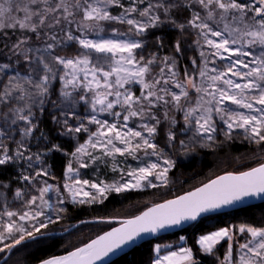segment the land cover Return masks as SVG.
I'll return each instance as SVG.
<instances>
[{
  "label": "snow or ice",
  "instance_id": "obj_1",
  "mask_svg": "<svg viewBox=\"0 0 264 264\" xmlns=\"http://www.w3.org/2000/svg\"><path fill=\"white\" fill-rule=\"evenodd\" d=\"M165 26L195 36L197 55L182 69L179 39L171 55L160 56L164 42L157 36V51L145 54L148 36ZM0 41V170H16L0 179V253L45 235L68 204L167 187L174 157L210 146L218 134L232 139L239 132L264 149V0H0ZM66 47L75 54L60 55ZM49 105L58 135L76 142L71 152L56 143L31 149V139L48 140L35 132L37 114ZM57 152L69 157L62 184L49 182L57 178L45 163ZM129 157L136 166L126 163ZM109 162L118 178L83 177L81 170ZM262 196L264 162L155 204L39 264H97L142 234ZM194 245L163 255L157 245L151 264H202L201 257L264 264V224L226 225L199 235Z\"/></svg>",
  "mask_w": 264,
  "mask_h": 264
},
{
  "label": "trees",
  "instance_id": "obj_2",
  "mask_svg": "<svg viewBox=\"0 0 264 264\" xmlns=\"http://www.w3.org/2000/svg\"><path fill=\"white\" fill-rule=\"evenodd\" d=\"M162 37L164 47L160 51L168 52L177 39V30L171 27H162L152 31L150 40L153 46L155 38ZM15 39V37H13ZM3 41H0V48ZM58 51H65L64 48ZM3 60V55H0ZM177 166L170 173L171 183L167 187H158L150 190L127 191L122 193H109L107 199L95 204L68 205V211L58 223L50 225L45 232L57 231L59 228H67L70 224L83 219H107L128 217L142 210L152 202H158L166 198L177 196L214 176L226 171H239L264 162V149L252 144L247 147L245 143H233L218 145L199 153H188L186 156H177ZM51 160L61 170L66 158L62 153H52ZM6 172V171H5ZM250 223L264 224V202L244 207L230 212L206 216L183 230L159 236L145 241L126 254L118 257L109 264H151L156 255L157 245L161 248V255L169 250H176L181 244L194 247L196 238L212 230L230 224ZM113 223H89L81 224L70 232L60 236H48L23 244L11 253L17 255L19 264H34L52 255L64 253L87 242L97 234L112 227ZM183 236L185 239L180 240ZM168 246H171L169 248ZM223 251V248H221ZM4 253H0V258ZM202 264H213L212 257H201Z\"/></svg>",
  "mask_w": 264,
  "mask_h": 264
},
{
  "label": "rangeland",
  "instance_id": "obj_3",
  "mask_svg": "<svg viewBox=\"0 0 264 264\" xmlns=\"http://www.w3.org/2000/svg\"><path fill=\"white\" fill-rule=\"evenodd\" d=\"M187 15H188V13L184 12L182 16L178 17V19L182 21L183 18L186 17ZM116 27H121V26L116 25ZM165 27H168V26H165ZM151 34H152V32H151ZM149 36H148V40H147V47L145 49V54H147L149 52L157 51V46H153L151 44V43H153V41L150 40ZM177 39L181 40L182 47L184 49L183 55L179 57L180 67L182 69L184 65H189V63H190L189 57H193V56L197 55V52L195 51V47H194V45H192V41L195 39V36L191 35V34H187V33L184 35H181L177 31ZM173 45L171 48H169L168 52H163V51H160V49H159V55L160 56H163L166 54L171 55L173 53ZM64 50L65 51H58L59 54L65 55V56H72L75 54V49L73 47H66V48H64ZM54 87L56 89H59V87H60L59 83H55ZM54 98L55 97H53V99ZM80 111H82L84 115L88 114L83 108H81ZM53 114H54V110L51 108L50 105L47 106V110L42 115H40L39 113L37 114L38 120H39V127L35 132V136L39 137L40 133L43 132L48 137V140L44 141V140L31 139L29 141V143H30V146H31V149L33 152L37 151L38 149H43L45 144H50V143L61 144L62 147L67 152H71L74 149L75 143H76L74 140H70L65 136L58 135V133L61 131V129H60V126L58 124L53 122V120H52ZM181 123H182V119H181ZM18 138L19 137L17 136V139ZM158 139L160 140L161 145H163V128L161 129L160 136L158 137ZM81 140H83V137H81ZM233 143H238V144L245 143V145H247V147H251L252 144H254V143H250L249 141L245 140L243 138V135L239 132L233 133L232 139H226L223 136V134H218L216 141L212 142L210 144V146H208V147L196 146L194 150L190 151V153H192V154L193 153H199L200 155H202L203 151L208 150L210 148L211 149L216 148L219 144L225 145V144H233ZM13 147H14V145H13ZM51 154L52 153L47 154V156L45 157V163L50 166V171L52 172V174L57 179L56 180H49V182L50 183L59 182L62 184V182H63L62 172H63L64 167L61 168V170H59L56 167V164L53 163V161L51 160ZM64 157L66 158V161H65V164H66L69 157L66 155H64ZM176 157L177 156H175L174 158L176 159ZM117 159L122 160L123 158L117 157ZM126 163L130 164L132 166H136V164H137V162L133 161L130 157L127 159ZM95 169H98V171H96ZM81 171H82L83 177L86 179H90V180L100 179V180H104L107 183V182H111L114 178H118V174L113 173L111 171L110 162L107 166H105L104 164H97V165H93L92 167H90L88 169H84ZM15 174H16V170L13 168H8L7 170H0V179L8 180L12 176H14ZM17 186H18V182L13 180L12 181V188L14 189ZM147 189L150 190L153 188H142L139 190H131V191H142V190H147ZM125 192H127V191H125ZM110 193H116V192H110ZM8 199H9V201H12L11 194H9ZM13 204H14V206H18L17 202H13ZM68 205H70V204H68ZM68 205H66V207ZM63 229L64 228H61V229L59 228L57 231L63 230ZM17 258H18L17 255L10 254L7 257V259L1 264H19L18 260H16Z\"/></svg>",
  "mask_w": 264,
  "mask_h": 264
},
{
  "label": "water",
  "instance_id": "obj_4",
  "mask_svg": "<svg viewBox=\"0 0 264 264\" xmlns=\"http://www.w3.org/2000/svg\"><path fill=\"white\" fill-rule=\"evenodd\" d=\"M255 166H258V164L254 165L252 167H255ZM249 168H251V167H249ZM249 168L244 169V170H239V171H226V172H223V173H220V174L214 176L211 179H215L217 176L224 175L227 172L237 173V172H240V171H246ZM211 179H209V180L201 183L200 185H198V186H196V187H194L192 189H189V190H187V191H185V192H183V193H181L179 195H183L184 193L189 192V191H192V190H194L197 187H201L203 184L209 182ZM179 195H177V196H179ZM175 197L176 196L170 197V198H166V199H163V200L158 201V202H152V203L148 204L146 207H144L142 210H140V211L136 212L135 214H133L131 216H128V217L107 218V219L95 218V219H83V220H79L77 222H74V223L70 224L67 228H65L63 230L45 232L46 233L45 235L39 236L35 240L41 239V238H44V237H48V236H60V235L66 234V233L70 232L71 230H73L74 228H76L77 226H79L81 224L100 223V222L101 223H113L114 224L109 229H107L105 231H102L101 233L97 234L96 236H94L93 238H91L90 240H88L87 242H84L83 244L77 246V247H82L84 244H86V243L90 242L91 240L95 239L97 236L102 235L104 232L110 231L112 228H115V227H120L121 226V221L126 220V219L134 218L135 216L140 215L142 212L146 211L148 208L154 206L155 204L163 203L164 201L169 200V199H174ZM263 202H264V196H262V197H256V198H248V199H245L243 202L237 203V204H235L233 206L223 207V208L218 209V210H215L213 212H209V213L202 214L201 217H199L196 221H198L199 219H201L203 217H206V216H212V215L222 214V213L230 212V211H233V210L241 209V208H244V207H248V206L256 205V204H259V203H263ZM196 221L185 222V223H182L179 226H173V227H169V228H166V229L159 230L156 233H146V234H142L141 237L137 238L133 243H130V244L126 245V246H123L121 249L116 250L114 253H110L109 256L104 257L102 260L98 261L97 264H109L110 262L114 261L118 257H120V256L126 254L127 252H129L135 246H137V245H139V244H141V243H143L145 241H149V240H152V239H154L156 237H159V236H163V235H167V234H171V233H174V232L183 230V229H185L186 227H188L189 225L193 224ZM32 241H34V240H25L24 242H22L17 247H19V246H21L23 244L32 242ZM77 247L72 248V249H70V250H68V251H66L64 253H61V254H56V255L49 256L47 258H51L53 256L65 255V254H67V252L73 251ZM16 248H14V249H16ZM13 250H12V252H13ZM11 253H4L3 256L0 259V264L3 263ZM47 258H44V259H47ZM40 261H38V262H36L34 264H39Z\"/></svg>",
  "mask_w": 264,
  "mask_h": 264
}]
</instances>
